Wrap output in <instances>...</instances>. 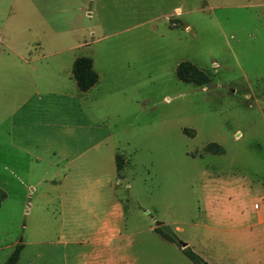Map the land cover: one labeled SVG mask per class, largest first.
Returning a JSON list of instances; mask_svg holds the SVG:
<instances>
[{"label":"rangeland","instance_id":"374dc122","mask_svg":"<svg viewBox=\"0 0 264 264\" xmlns=\"http://www.w3.org/2000/svg\"><path fill=\"white\" fill-rule=\"evenodd\" d=\"M26 2L0 0V264H264V0H55L57 46ZM77 52L89 109L35 127V58Z\"/></svg>","mask_w":264,"mask_h":264},{"label":"crops","instance_id":"0c3cea01","mask_svg":"<svg viewBox=\"0 0 264 264\" xmlns=\"http://www.w3.org/2000/svg\"><path fill=\"white\" fill-rule=\"evenodd\" d=\"M30 0H27L26 2V6L29 7L30 4ZM55 3V0H35V12L33 14L30 13V11H28L27 9L22 8L20 10V14H19V20L16 23V27L18 32H31V33H39V34H46V33H51V37L50 39L52 41L55 42V45L58 39H54L53 34H55L56 36L59 33H73L75 29H65V28H60L57 25V23L53 20V15L50 14L51 11V7L53 6V4ZM180 7H176L175 10H179ZM73 14V13H72ZM167 18H169L167 16ZM74 22V19H73ZM71 23V22H70ZM173 26H176L178 24L176 23H172ZM5 29V28H4ZM74 34V33H73ZM8 40L10 41V45H8V49L11 50L12 52H14L17 56L18 59V65L21 67L23 64H28L29 60L26 57V54L29 50V47L23 50L24 55L20 49V47H16L13 43H12V39L10 37H7ZM1 41V40H0ZM40 45H43L41 41ZM34 43H37V41H34ZM32 44V42H30V45ZM54 45V46H55ZM88 44L86 42H79L77 44H73L70 47H68L67 51H74L76 49H82L83 47H86ZM57 46V45H56ZM52 54V53H50ZM48 55H43V56H39L36 57L34 61L39 62V66L41 65V68L43 70L42 72V79L45 78H49V77H54L55 79V87L53 88H46L44 87L42 84L36 82L35 80H33L34 82V91L32 92V96L28 97L27 100L24 101L23 104H28L31 103V100L35 101V104L33 106H26V111L28 112V116L26 118H33L35 120V127L38 124H41L43 122V118L45 116H47L48 118L51 117L53 115V111L54 108H58V114L60 112V114H67V111H61L60 110V105L62 103H66L65 99H76V104L81 105L83 104V109L80 106V110L83 112H85V110L89 109V101L84 99L85 95H88L90 93V91L93 90V88H95L97 85V83L90 88L87 91H83L79 88L78 83L76 81L75 75H74V64L76 62V60L80 57H89L92 59L93 64L95 65V60H94V56H87L84 53H74L71 56V60H70V64L67 66V64L65 63V61L62 59H52V58H48ZM45 61V62H44ZM67 62V61H66ZM96 68V66H95ZM50 69V71L48 70ZM34 70V68H33ZM35 71V70H34ZM97 73V69L94 70ZM51 73V74H50ZM65 76H68V80H70V83L67 79H65ZM82 93V96H78L77 92ZM54 95V96H59L56 98H51L50 96ZM48 99H46V98ZM51 98V99H49ZM88 103V104H86ZM100 102L96 101V105H100ZM22 104V105H23ZM52 119V118H51ZM34 126H30L29 128H35ZM12 131V128H11ZM9 134H12L9 133ZM258 222L260 224H264V216L260 213L259 217H258Z\"/></svg>","mask_w":264,"mask_h":264},{"label":"trees","instance_id":"16d2710c","mask_svg":"<svg viewBox=\"0 0 264 264\" xmlns=\"http://www.w3.org/2000/svg\"><path fill=\"white\" fill-rule=\"evenodd\" d=\"M182 63L178 65L177 76L184 81H193L194 76H190V74L193 72L197 73L198 70L193 65L189 64L187 65L189 67V73H187V75L189 76H186L182 73L181 70V67L183 65ZM197 74L201 75L202 82L207 81L208 77L206 75H203L201 72ZM74 75L79 88L83 91L89 90L98 82V74L94 71L92 59L89 57H80L76 60L74 64ZM158 229L161 230L160 227ZM19 253L20 246H17V249L8 260V264H14L15 262H17L19 259ZM188 253H190L192 257L198 258L192 251H189Z\"/></svg>","mask_w":264,"mask_h":264},{"label":"built area","instance_id":"2783aa9c","mask_svg":"<svg viewBox=\"0 0 264 264\" xmlns=\"http://www.w3.org/2000/svg\"><path fill=\"white\" fill-rule=\"evenodd\" d=\"M256 206L258 207L259 205H258V204H256Z\"/></svg>","mask_w":264,"mask_h":264},{"label":"water","instance_id":"95a60500","mask_svg":"<svg viewBox=\"0 0 264 264\" xmlns=\"http://www.w3.org/2000/svg\"><path fill=\"white\" fill-rule=\"evenodd\" d=\"M159 224L161 223V222H158Z\"/></svg>","mask_w":264,"mask_h":264}]
</instances>
